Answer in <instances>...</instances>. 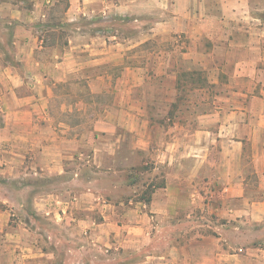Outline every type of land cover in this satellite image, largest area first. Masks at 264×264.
Masks as SVG:
<instances>
[{
	"label": "crops",
	"instance_id": "obj_1",
	"mask_svg": "<svg viewBox=\"0 0 264 264\" xmlns=\"http://www.w3.org/2000/svg\"><path fill=\"white\" fill-rule=\"evenodd\" d=\"M49 2L0 0V264H264V0H68L74 29L55 59L43 56L48 30L34 28ZM181 36L189 47L160 50L158 69L133 60L150 39ZM187 58V70L229 87L230 107L199 111L195 127L172 125L166 139L141 108L144 92L121 84L168 71L177 83V60ZM106 64L119 71L80 76ZM78 84L89 94L115 84L113 105L88 131L67 120L79 110L52 107L56 87ZM127 134L165 172L127 176L126 201L99 174ZM61 248L71 256L57 262Z\"/></svg>",
	"mask_w": 264,
	"mask_h": 264
},
{
	"label": "rangeland",
	"instance_id": "obj_2",
	"mask_svg": "<svg viewBox=\"0 0 264 264\" xmlns=\"http://www.w3.org/2000/svg\"><path fill=\"white\" fill-rule=\"evenodd\" d=\"M68 0H53V4L49 2L44 7V13L46 14V22L44 25L40 23L34 24V28L38 30H48V33L43 31L46 35L45 42L52 47L45 49L43 53L44 57L48 59H55L56 52L61 49L62 44L67 40L68 36L72 33L74 27L73 24L65 23L64 21V11L67 7ZM118 27L124 32H133V25L131 23H124L118 21ZM1 24V23H0ZM11 27V24H7ZM203 46L207 44L206 41L201 40ZM190 45V41L185 36L171 38L170 40H161L159 38H152L150 41L144 44L143 48L138 49L137 52H133V60L136 63L139 60L144 62H149V65H153L156 69L158 66L155 65L156 61L161 60L160 50L171 49L174 46L178 47L181 51H184ZM50 49V50H49ZM177 57V55H176ZM163 60V59H162ZM175 60V59H174ZM193 67L191 61L187 60H177L176 67L180 69L177 72V83L173 79V74L168 71L163 73V77L151 79L144 84L140 85H126L121 84L122 88L126 91H131L132 95L138 92H144V96L147 100H144L141 108L148 109L153 114L152 119L155 121L156 125H160L163 128V133H165V138L168 139L169 135H172L170 127L172 125H177L185 131H189L196 125V116L199 111L205 109H220L230 107V102L224 100L228 91V86L224 84L212 85L209 82L215 74L210 73L203 69L187 70L188 67ZM109 72L110 74H115L119 70L117 68L111 67V65H99L91 71H85V73H80V76H85L93 72ZM72 78V76H71ZM81 78V77H80ZM83 83V82H82ZM115 84L106 85L103 92L88 93L84 84L78 85H67L56 87L57 97H55L52 102V107L54 110H58L60 106L66 103L68 106H72V111L76 112L79 110L82 114L77 116V114L67 117V120L71 122L72 125L79 126L83 131H88L93 126V123L99 119V114L105 109L111 107L113 104V94L111 90ZM68 92L66 94H62ZM125 95V93H123ZM82 98L77 104L73 103L75 99ZM126 99H123L125 102ZM176 100L177 106H170L172 101ZM128 104L133 108H139V102L137 100H129ZM126 106V105H125ZM68 108V107H67ZM170 114L167 117L162 118L163 114ZM77 113V112H76ZM167 132V133H166ZM89 137V134L87 135ZM87 139V138H86ZM132 140L131 135L127 134L124 137V143L122 148L119 150L117 157L114 160L109 161L111 168L104 169L99 175L105 183L109 184L111 182L118 183L120 189H124V199L127 201L128 198H132V190L128 191L126 184L130 182L127 176H140L139 181L148 182L146 178L151 176H159L165 172L164 168H158L153 160H149V157L141 151L131 149L130 141ZM157 167V168H156ZM91 166L86 163L85 170H87V176L92 175ZM154 182L159 183L160 178L154 179ZM143 187L137 186L136 194H140ZM147 191V189H146ZM143 195V196H142ZM142 198L145 199L147 195L142 194ZM139 195H137L138 197ZM140 197V196H139ZM27 194L24 195V199H27ZM41 225H46L44 221L39 220ZM53 231L58 232L57 228L51 227ZM191 230H189L190 232ZM199 233H204V229H198ZM215 229L214 234H217ZM187 234V233H186ZM250 232L247 230V240L250 238ZM264 244V242H263ZM108 249V248H107ZM116 250H105V248L100 252L111 253ZM122 252V249L120 250ZM59 262L61 259H66L71 256V253L66 251L64 248L59 249L57 252ZM101 254V253H98ZM86 264V263H85ZM100 264H109V262H104Z\"/></svg>",
	"mask_w": 264,
	"mask_h": 264
},
{
	"label": "trees",
	"instance_id": "obj_3",
	"mask_svg": "<svg viewBox=\"0 0 264 264\" xmlns=\"http://www.w3.org/2000/svg\"><path fill=\"white\" fill-rule=\"evenodd\" d=\"M65 93H68V92H65ZM175 107L177 106V104L175 103V104H173ZM172 105V106H173ZM170 114H172V113H170ZM171 117V116H170ZM145 201H148L149 200V198L148 197H146L145 199H144Z\"/></svg>",
	"mask_w": 264,
	"mask_h": 264
}]
</instances>
